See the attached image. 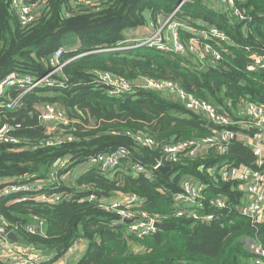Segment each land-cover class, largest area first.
Masks as SVG:
<instances>
[{"label":"trees","instance_id":"trees-1","mask_svg":"<svg viewBox=\"0 0 264 264\" xmlns=\"http://www.w3.org/2000/svg\"><path fill=\"white\" fill-rule=\"evenodd\" d=\"M235 1L245 9L246 21L228 12L210 10L205 0H188L174 17L187 28L214 26L228 37V43L214 46L221 54L217 65L203 72L188 54H166L145 46L114 49L127 39L129 30L145 25L146 11L153 18L158 14L166 17L178 0H107L94 9L71 0H33L36 19L27 28L19 25L11 0H0V80L11 72L44 76L49 57L58 49H63L62 60H69L56 77L60 85L24 95L20 109L9 111L3 107L8 98L16 96L14 90L0 98V125L12 126L8 134L24 141L22 145L0 144V179L28 177V181H42L53 162L62 159L67 161V169L57 172V182L45 192L74 197L69 201L64 197L63 203L53 206L30 201L33 194L18 203L7 204L9 198L0 202V215L8 223L23 224L32 216L45 219L44 233H23L24 243L59 258L75 240H84L87 249L76 264H250L251 255L242 239L256 238L264 248V220L254 226L239 211L247 200L243 184L224 181L217 175L224 164L256 169L251 148L234 140L223 153L210 149L203 156L164 162L162 146L208 137L202 115L186 110L178 99L173 101L171 96L152 90L137 89L111 98L95 75L108 72L130 81H171L232 120H240L237 105L241 101L264 106V69L247 70L251 55L264 60V0ZM243 26H247L245 33ZM186 32H180L184 42L191 36ZM51 103L72 109L75 125L58 127L56 134L71 135L74 141L32 149L46 137L30 113L36 104ZM240 126L232 129L239 131ZM138 133L154 139L158 146L148 149L136 144L131 135ZM118 147L127 149L128 158L115 174L92 168L76 177L73 185L68 184L67 176L63 177L79 163ZM158 162L169 166V170L165 173L154 169ZM134 165L142 172L132 173L130 167ZM185 177L205 186L202 205L215 218L208 225L173 217L174 198L181 193ZM82 185L98 198L135 194L141 208L167 226L143 239H133L142 251L132 253L124 226L109 227L112 215L95 203L78 201L90 192L81 190ZM214 199L222 200L224 208L211 207Z\"/></svg>","mask_w":264,"mask_h":264},{"label":"built area","instance_id":"built-area-1","mask_svg":"<svg viewBox=\"0 0 264 264\" xmlns=\"http://www.w3.org/2000/svg\"><path fill=\"white\" fill-rule=\"evenodd\" d=\"M107 0H71L76 5L85 6L94 9L101 2ZM188 0H180L173 12L168 17L165 24L172 30L171 36H165L164 25L158 28L150 37L143 40H126L116 46L117 50L133 47L145 46L158 51L182 54L185 52L196 55L199 59H214L219 61L221 55L219 51L214 49L209 42L199 46L194 39H189L187 42H182L179 39V29L181 25L174 19L178 11ZM226 10L231 12L239 21H246V11L236 5L235 0H219ZM11 5L16 12L19 25L22 28L31 26L35 19L36 4L33 0H11ZM206 41H211L219 45L226 43L228 37L215 28H210L207 32ZM63 49L56 50L48 59L47 73L35 78L29 74H20L11 72L0 80V98H4L8 91L16 90L17 96L9 98L3 104L4 109L12 111L21 107L20 96L30 93L42 87H58L60 84L56 77L60 76L64 66L69 60H62ZM75 58V57H74ZM72 58V59H74ZM251 64L247 67L249 72H254L256 69H264V60L256 55H251ZM95 75L106 93L111 98H118L124 94H131L135 88H143L164 93L172 98H177L184 108L192 113L206 116L207 120L217 125L222 129L217 138L206 137L201 140H184L173 144L162 146V155L165 162L177 163L182 158H194L199 151L218 150L221 153L227 150L232 141L238 137L237 131L232 127L241 125V131H254L253 144L251 145L252 153L255 157L257 168L236 167L233 164H224L217 169V175L224 181H239L243 184V191L246 194V203L239 209L240 214L246 217L254 226L261 224L264 220V106L256 103H248L245 114L247 120L234 121L225 113L218 112L216 108L195 98L192 94L186 93L181 88L177 87L171 81H158L151 79H143L139 84H133L121 77L112 75L108 72H99ZM19 95V96H18ZM38 119L44 123H56L62 128L69 127L71 122L60 109L54 106H46L38 113ZM65 140L56 142L46 141L39 143L33 149L46 146H57L64 142L74 141V137L69 135ZM132 140L148 149L156 148V141L150 137L142 135H131ZM20 141L10 137L6 133V128H0V144L20 145ZM128 158V151L124 147H118L112 152L99 154L91 157L88 164L93 168L99 169L101 173H114L121 165L122 161ZM60 170L67 167L66 163L60 160L56 163ZM161 163H157L154 169H159ZM136 173L142 171L141 167H134ZM57 181L56 177L51 174L48 181L34 183H11L0 185V202H6V199L14 197V200L6 202L7 204L18 203L29 199L28 195H32L30 201L43 204L46 206L57 205L64 199V195L45 192L48 187H51ZM41 184V185H38ZM84 191H90L87 196V201L95 203L105 213H109L114 219L109 223V227L117 229L124 226L127 233L136 239H142L153 234L156 229V224L159 220L149 215L141 208V201L135 194L122 195L121 200L106 202L103 198H98L95 193H92L89 187L84 186ZM205 187L203 185L191 186L189 183H184L182 193L175 197V204L180 207L181 203L194 202L195 207L200 205L202 193ZM212 207L223 209L224 203L220 199H214L210 202ZM175 217H186L194 223H209L214 219L212 214L200 215L196 209L181 207L175 211ZM45 220L32 216L31 221L9 225L0 215V263L2 264H67V258L73 253L78 244L71 245L64 256L59 260H54V255L39 250L31 245L13 242L8 238V235L23 230L27 235L43 234ZM244 247L251 255L252 264H264V248L260 245L256 238L246 237L244 239Z\"/></svg>","mask_w":264,"mask_h":264},{"label":"crops","instance_id":"crops-1","mask_svg":"<svg viewBox=\"0 0 264 264\" xmlns=\"http://www.w3.org/2000/svg\"><path fill=\"white\" fill-rule=\"evenodd\" d=\"M180 0H178V2H179ZM178 2L176 3V5L178 4ZM235 3H236V1H235ZM205 4H206V6H208V8L210 9V10H213L214 12H216V13H219V12H222V13H225V12H228L227 10H226V7L222 4V3H220V1L219 0H205ZM175 9V8H174ZM173 9V10H174ZM173 12V11H172ZM171 12V13H172ZM179 12V11H178ZM170 13V14H171ZM229 13H231L230 11L227 13V14H229ZM170 14L168 15V16H166V17H164L163 15H161V14H158L155 18H153V17H151V14L149 13V12H145V14H144V16H145V21H146V23H145V25L143 26V27H138V28H136V29H132V30H129L128 32H127V35H126V40H129V41H132V40H143V39H146V38H148V37H150L158 28H160L161 26H163L165 23H166V21H167V19H168V17L170 16ZM232 14V13H231ZM232 16H233V14H232ZM234 17V16H233ZM235 18V17H234ZM236 19V18H235ZM177 23H179L180 25H181V28L179 29V32H189V33H191V36H190V38L189 39H194V40H196L197 42H198V44H199V46H202L204 43H206V42H208V41H206L205 39H207V34H206V32L210 29V28H214V26H207V25H203V24H200L201 25V27H202V29L201 30H194V29H191L190 27H186L184 24H182V23H180V22H178L177 21ZM155 27H157L156 29H155ZM164 32L166 33V35L165 36H171L173 33H172V30L171 29H169L168 27H167V24H165L164 25ZM187 28V29H186ZM215 29H217V28H215ZM246 30H247V26H243V32L245 33L246 32ZM186 32V33H187ZM182 34L183 33H179V39L182 41V42H184L185 40H182V38H181V36H182ZM188 34V33H187ZM183 37V36H182ZM184 38V37H183ZM188 39V40H189ZM125 40V41H126ZM187 40V41H188ZM186 41V42H187ZM229 41H227L226 43H228ZM210 43V45L214 48V46H218V45H216L215 43H211V42H209ZM148 48V47H147ZM214 49H216V48H214ZM156 50V49H155ZM217 51H219L218 49H216ZM158 51V50H157ZM160 52H162V51H160ZM163 53H166V52H163ZM219 53H220V51H219ZM166 54H168V53H166ZM169 54H172V53H169ZM182 54H184V55H186V54H188L187 56H189V59H191V61L192 62H195L196 63V65H198L199 67H200V70L202 69V68H206L207 69V71H208V68L209 67H211V65H217V63L219 62V61H215L214 59H208V62H207V59H199L196 55H192L191 53H188V52H185V53H182ZM221 55V54H220ZM48 67V66H47ZM259 69V68H258ZM258 69H256V71H258ZM202 71V70H201ZM255 72V71H254ZM113 75V74H112ZM116 76V75H115ZM118 77H121V76H118ZM121 78H123V79H125L124 77H121ZM143 79H146V78H141V79H138V80H136V81H130V80H128V79H125V80H127V81H129V82H131V83H133V84H139V82H141ZM147 79H150V78H147ZM152 80V79H151ZM159 81H162V80H159ZM137 89H143V88H135L134 90H137ZM134 90H133V92H134ZM143 90H148V89H143ZM35 91V90H34ZM14 92H16V96H17V91L16 90H14ZM33 92V91H32ZM32 92H30V93H32ZM30 93H27V94H30ZM27 94H24V95H27ZM24 95H21L20 96V98L19 99H22V97L24 96ZM15 96V97H16ZM19 96V95H18ZM194 96V95H193ZM15 97H12V98H15ZM195 97V96H194ZM119 98V97H118ZM196 98V97H195ZM9 99V98H8ZM173 99V101H177V102H179L178 100H177V98H172ZM198 99V98H197ZM201 101H203V100H201ZM204 102H206V101H204ZM207 104H209L208 102H206ZM248 103H250L249 101H241L238 105H237V110L239 111V118H240V121H242V120H247V117H246V114H245V110H246V106H247V104ZM209 105H211V104H209ZM46 106H54V107H56V108H58V109H60L61 111H63L64 112V114L66 115V117H67V119L71 122V124L72 125H75V121H72V118H71V115H72V109L71 108H64V107H62V106H60L59 104H57V103H51V104H44V105H38V104H36V105H34L33 106V113H35V114H33V113H30V116L32 117L33 115H35V117L37 118V122L39 123V125L44 129V136L46 137L44 140H42V142H40V143H43V142H46V141H52V142H56V141H59V140H65L66 138L64 137V136H62V137H60L59 136V134H56L57 133V131H59V129H58V124H56V123H44V122H42V121H40L39 119H38V113H39V111L40 110H42L43 108H45ZM212 106V105H211ZM21 107H23V103H22V101H21ZM21 107H19L18 109H20ZM214 107V106H213ZM214 108H216V107H214ZM18 109H15V110H12V111H16V110H18ZM218 111V110H217ZM219 112V111H218ZM225 113V112H224ZM199 115H201V114H199ZM202 117L205 119V121H206V125H205V128L206 129H208L209 130V135H208V137H213V138H217V136H218V134L222 131V129L220 128V127H218L217 125H214L213 123H211L210 121H208L207 120V118H206V116H204V115H202ZM96 119H94V121H95ZM78 121V120H77ZM77 123H79V122H77ZM71 126V125H70ZM69 126V127H70ZM2 127H5L6 128V133H7V135L8 136H10V137H13V138H15V139H17V140H19L20 141V145H22L23 143H24V141H22L21 139H19V138H17V137H14V136H11V135H9L8 134V132L9 131H12L13 130V128H12V126H2V125H0V128H2ZM241 127V126H240ZM242 128V127H241ZM237 134H238V137L236 138V140H238V141H241L245 146H249V148H251V145L253 144V136H251V135H249V134H247L246 132H243V130L241 131V130H239V131H237ZM133 135H142V136H146V135H143V134H141V133H138V134H133ZM67 137V136H66ZM148 137V136H147ZM206 138V137H205ZM204 139V138H203ZM184 141V140H183ZM14 145V144H13ZM263 145H264V141H263ZM230 146V145H229ZM29 148V147H28ZM33 149V148H32ZM207 151L208 150H206V151H199L198 153H197V157L198 156H203V155H205L206 153H207ZM213 151H215V152H218V153H220V151H218V150H213ZM225 152V151H224ZM90 159V158H89ZM88 159V160H89ZM61 161V162H63V163H66L67 164V161H65V160H62V159H57V160H55L54 162H53V164H52V166H51V168H50V170L48 171V174L46 175V178L45 179H43L42 181H48V179L50 178V176H51V174H53L55 177L57 176V172H59V171H61L60 169H58L57 167H59V164H56L58 161ZM165 162V161H164ZM169 164H171V163H169ZM255 166H256V161H255ZM68 167V166H67ZM67 167L66 168H64V170L65 169H67ZM134 167H138L137 165H134V166H131L130 167V169H131V172L132 173H134V174H137L134 170H133V168ZM167 167H169V166H167ZM93 167L92 166H90L89 164H88V161H83V162H81V163H79L78 165H76L75 167H73L71 170H70V172H67V173H65L64 174V176L63 177H65V176H67V179L68 180H70L69 182H68V184L69 185H73L74 184V181H75V178L76 177H78L79 175H83V174H85L86 172H88L89 170H91ZM161 168H163V166H162V163H161V167L159 168V170L161 169ZM256 168H257V166H256ZM118 171V170H117ZM142 172V171H141ZM215 172H216V168H214V170L212 171V173L213 174H215ZM140 173V172H139ZM166 173V172H165ZM112 174V173H111ZM115 174V173H114ZM114 176H110V178H113ZM56 179H57V177H56ZM29 180V178L28 177H22V178H12V179H4V180H1L0 179V185H3V184H11V183H34V181H28ZM35 181H37V182H41V180H35ZM57 182V181H56ZM184 183H189L191 186H199V185H203L201 182H199V181H197L196 179H194V178H192V177H185L184 179H183V181H182V184H181V188L183 187V184ZM38 185H41V184H38ZM84 186H86V185H82V187H81V190H83V187ZM204 186V185H203ZM87 187V186H86ZM205 187V186H204ZM205 191V190H204ZM181 193H182V191H181ZM180 193V194H181ZM122 195L123 194H118V195H115V196H113V197H110V198H103V199H105L106 200V202H111V201H119V200H121V197H122ZM74 197H73V195H66L65 196V201H69V200H71V199H73ZM87 198V197H86ZM86 198H80L78 201L79 202H83V201H87V199ZM12 199H15L14 197H12V198H10V200H12ZM76 200V199H75ZM205 200V198H204V192L202 193V199H201V201H200V205L198 206V207H195V203L194 202H184V203H181V205H180V207H177L176 206V204H175V209H174V212H173V217H175V211L178 209V208H181V207H188V208H192V209H196V211H197V213L198 214H200V215H209V214H211V213H207V212H205L204 211V207H203V205H202V203H203V201ZM174 201H175V198H174ZM64 202V200H62L61 202H59L58 204H60V203H63ZM245 202V201H244ZM211 206V205H210ZM212 207V206H211ZM213 215V214H212ZM214 216V215H213ZM32 218V217H31ZM31 218H30V220L29 221H31ZM41 218V217H40ZM175 218H178V217H175ZM180 218H186V217H180ZM42 219H44V218H42ZM187 219V218H186ZM215 219V218H214ZM213 219V220H214ZM5 221H6V219H4ZM45 220V219H44ZM191 220V219H190ZM212 220V221H213ZM28 221V222H29ZM192 221V220H191ZM7 222V221H6ZM193 222V221H192ZM211 222V221H210ZM209 222V223H210ZM8 223V222H7ZM209 223H202V224H206V225H208ZM9 225H17V224H22V223H8ZM45 224H46V222H45ZM159 224H163L164 225V223H162L161 221H159ZM44 229H45V226H44ZM157 229V228H156ZM163 230V229H162ZM156 231H158V229L156 230ZM155 231V232H156ZM26 234L23 230H19L18 232H16V233H12V234H10V235H14V237H16L15 239V241L14 240H12V239H10L9 237V239L11 240V241H13V242H19V243H22V244H26V243H24L23 241H22V234ZM43 233H44V231H43ZM9 236V235H8ZM125 236H126V239H127V243H128V248H129V250H130V252H132V253H139V252H141L142 251V248L138 245V243L137 242H134V240L133 239H136L135 237H133L132 235H130L129 233H127V231L125 232ZM149 236V235H148ZM129 237H131V238H129ZM145 238V237H144ZM246 237H244L243 239H242V244H243V247H244V239H245ZM143 239V238H142ZM75 243H77L78 244V246H77V248H75V250L73 251V253L71 254V255H69V257L67 258V264H76L84 255H85V252H86V249H87V243L84 241V240H80V239H78V240H75L73 243H72V245H74ZM36 248V247H35ZM245 248V247H244ZM46 252V251H45ZM46 253H48V252H46ZM66 253V252H65ZM50 254V253H49ZM53 255V254H52ZM62 256H64V254L62 255ZM62 256H60L59 258H55V255H54V260L55 261H57V260H59ZM249 263L250 264H252L251 263V260H249Z\"/></svg>","mask_w":264,"mask_h":264},{"label":"water","instance_id":"water-1","mask_svg":"<svg viewBox=\"0 0 264 264\" xmlns=\"http://www.w3.org/2000/svg\"><path fill=\"white\" fill-rule=\"evenodd\" d=\"M203 72H206L207 71V69L206 68H202L201 69ZM160 170H162V172H166L167 170H169V167H163V168H161ZM166 224H156V228L158 229V230H162V229H165L166 228ZM10 239H12V240H16L15 238L16 237H14V235H9L8 236Z\"/></svg>","mask_w":264,"mask_h":264},{"label":"rangeland","instance_id":"rangeland-1","mask_svg":"<svg viewBox=\"0 0 264 264\" xmlns=\"http://www.w3.org/2000/svg\"><path fill=\"white\" fill-rule=\"evenodd\" d=\"M157 27H155V29H156Z\"/></svg>","mask_w":264,"mask_h":264}]
</instances>
